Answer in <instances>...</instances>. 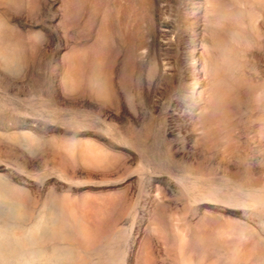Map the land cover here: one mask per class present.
Here are the masks:
<instances>
[{
  "label": "rangeland",
  "instance_id": "374dc122",
  "mask_svg": "<svg viewBox=\"0 0 264 264\" xmlns=\"http://www.w3.org/2000/svg\"><path fill=\"white\" fill-rule=\"evenodd\" d=\"M125 6L0 0V264H264V0Z\"/></svg>",
  "mask_w": 264,
  "mask_h": 264
},
{
  "label": "bare ground",
  "instance_id": "6f19581e",
  "mask_svg": "<svg viewBox=\"0 0 264 264\" xmlns=\"http://www.w3.org/2000/svg\"><path fill=\"white\" fill-rule=\"evenodd\" d=\"M129 2V0H120V4H121V7L123 8V14H127V12H128V10H127V7L125 6L127 3ZM140 3V2H139ZM112 6V5H111ZM139 6H141V5H139ZM122 14V13H121ZM125 17H126V15H125ZM139 18V17H138ZM123 21V20H122ZM138 21V20H137ZM136 21V22H137ZM211 146H213V145H211ZM211 146H210V148H211ZM208 147V146H207ZM214 147V146H213ZM160 148V147H159ZM221 151V150H220Z\"/></svg>",
  "mask_w": 264,
  "mask_h": 264
}]
</instances>
